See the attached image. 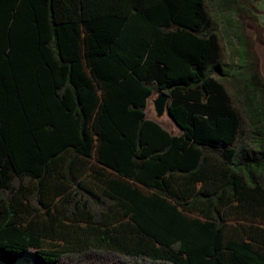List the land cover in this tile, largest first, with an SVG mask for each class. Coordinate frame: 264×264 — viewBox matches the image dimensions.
Returning <instances> with one entry per match:
<instances>
[{
    "label": "trees",
    "instance_id": "trees-1",
    "mask_svg": "<svg viewBox=\"0 0 264 264\" xmlns=\"http://www.w3.org/2000/svg\"><path fill=\"white\" fill-rule=\"evenodd\" d=\"M215 1L227 73L207 0H0V264H264V38Z\"/></svg>",
    "mask_w": 264,
    "mask_h": 264
},
{
    "label": "rangeland",
    "instance_id": "rangeland-1",
    "mask_svg": "<svg viewBox=\"0 0 264 264\" xmlns=\"http://www.w3.org/2000/svg\"><path fill=\"white\" fill-rule=\"evenodd\" d=\"M253 4V13L257 18V22L261 28L262 35L264 38V0H250ZM212 19L217 27V31L220 37V42L223 46V56L221 59V67L225 73L228 70H234L239 67L241 64L240 57L237 50L240 47L239 38L237 35L240 32V29L237 27V22L235 16L230 12V9L227 6H219V1L207 0ZM246 33L250 36V40L253 43L255 50L259 54L263 67H264V40H260L257 37V33L249 26L245 27ZM215 77H219L218 73H214ZM223 82L231 90V84L226 79H223ZM160 93L154 92L148 100L146 107L147 118L157 121L160 126L167 130L168 132L178 135L181 134V129L176 125L172 117L169 115L167 108H163L158 103H156L155 97ZM95 146H94V156H97V148L99 140L97 136L95 137ZM193 215V214H192ZM242 222L248 223L245 220H229L230 222ZM34 252V249H31L30 253ZM31 263L37 264L35 257L29 255Z\"/></svg>",
    "mask_w": 264,
    "mask_h": 264
},
{
    "label": "water",
    "instance_id": "water-1",
    "mask_svg": "<svg viewBox=\"0 0 264 264\" xmlns=\"http://www.w3.org/2000/svg\"><path fill=\"white\" fill-rule=\"evenodd\" d=\"M160 94L155 97L156 103H158L163 108H167L169 97L164 92H159ZM168 111V108H167Z\"/></svg>",
    "mask_w": 264,
    "mask_h": 264
},
{
    "label": "crops",
    "instance_id": "crops-1",
    "mask_svg": "<svg viewBox=\"0 0 264 264\" xmlns=\"http://www.w3.org/2000/svg\"><path fill=\"white\" fill-rule=\"evenodd\" d=\"M261 70H262V72H263V74H264V67H263L262 60H261ZM178 135H180V134H178Z\"/></svg>",
    "mask_w": 264,
    "mask_h": 264
}]
</instances>
